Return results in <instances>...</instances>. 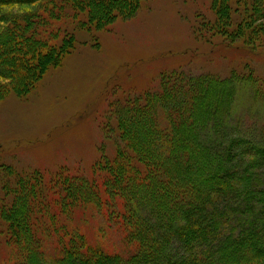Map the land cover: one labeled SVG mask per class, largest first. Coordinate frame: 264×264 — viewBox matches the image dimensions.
I'll list each match as a JSON object with an SVG mask.
<instances>
[{"label":"trees","instance_id":"1","mask_svg":"<svg viewBox=\"0 0 264 264\" xmlns=\"http://www.w3.org/2000/svg\"><path fill=\"white\" fill-rule=\"evenodd\" d=\"M87 2L85 14L98 25L106 18L131 17L142 0H0V6H38L10 16L6 28L0 26V95L36 83L33 79L58 48L65 22L86 27L79 19ZM212 3L218 23L201 13L198 38L209 37L206 24L212 35L228 38L243 37L245 23L250 34L263 31L264 0ZM233 6L235 16L227 15ZM232 75L177 69L163 75L157 91L114 103L110 119L117 126L110 134L116 137L108 138L115 153L95 164L92 180L59 174L48 186L37 174L21 173L12 184L5 182L2 203L9 207L2 210L1 224L11 245L10 264H264V140L257 136L256 143L255 137L246 140L239 134L225 150L217 149L227 130L225 110L236 93L237 76ZM6 76L10 83L4 82ZM244 141L247 146L233 154ZM214 151L225 167L194 176L199 162L210 164ZM238 155L242 176L233 162ZM88 205L119 227L133 248L130 256L91 246L71 223ZM178 245L184 247L183 256L175 253Z\"/></svg>","mask_w":264,"mask_h":264},{"label":"rangeland","instance_id":"2","mask_svg":"<svg viewBox=\"0 0 264 264\" xmlns=\"http://www.w3.org/2000/svg\"><path fill=\"white\" fill-rule=\"evenodd\" d=\"M212 2L142 0L131 17L121 16L114 21L106 18V22L98 25L85 14L89 10L87 2L80 7L83 14L79 19L81 26L87 28H80L75 21L65 22L57 54L53 51L47 58L48 65L33 79L36 83L0 95V264H10L12 256L1 224L5 216L2 210L9 207L2 203L5 199L2 185L12 184L21 173L37 174L48 186L59 174L92 180L95 164L104 154L115 153L113 141L109 140L116 137L110 133L117 126L110 119L112 105L128 100L127 97L134 99L147 91H157L164 74L184 69L193 75L208 73L230 78L234 73L236 93L225 110L227 130L217 149L225 150L239 134L245 139L255 137L256 143L259 136L264 140V29L250 34L245 23L243 37L232 34L228 38L212 35L206 24L203 30L209 37L198 38L201 13L211 21L217 22L220 17ZM37 9L35 3L0 6L1 20H5L0 26L6 28L10 16L17 12ZM236 12L233 6L227 15L235 16ZM67 13L70 17L74 15L72 10ZM231 27L232 31L234 26ZM9 79L6 76L4 82L10 83ZM165 110L161 108L162 112ZM207 128L210 133L211 125ZM197 135L204 136L199 132ZM245 146L246 141L232 153L237 154ZM191 149L195 150L192 145ZM216 151L210 156V164L199 162L194 176L220 173L218 167L225 164L218 160ZM242 161L240 155L233 159L240 176ZM261 166L264 168V164ZM7 173L12 174L11 179ZM236 188L234 184L233 190ZM71 218L91 246L107 249V254L131 255L133 248L117 232L119 227L98 214L97 207L88 205ZM184 252V247L178 245L175 253Z\"/></svg>","mask_w":264,"mask_h":264}]
</instances>
